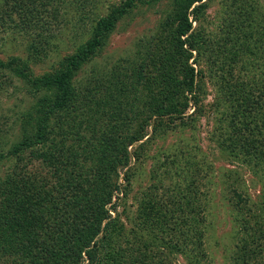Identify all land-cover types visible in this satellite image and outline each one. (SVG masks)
<instances>
[{
	"label": "rangeland",
	"instance_id": "1",
	"mask_svg": "<svg viewBox=\"0 0 264 264\" xmlns=\"http://www.w3.org/2000/svg\"><path fill=\"white\" fill-rule=\"evenodd\" d=\"M4 1L0 0V61L6 65L0 67V180L17 164L16 157L12 155L15 146L25 138L26 143L35 140L31 131L38 127L37 118L44 117L46 131L51 132L50 136L55 141L59 139L57 130L52 132L50 128L60 113L46 118L48 113L44 110V103L52 100L54 91L31 84L25 74L42 77L63 69L66 64H61L66 56L77 52L94 36L98 20L107 17L115 6L122 5L125 0H37L40 14L34 11L30 18L21 10L29 8L27 0H10L9 4ZM240 2L251 15L244 23V31H249L256 23L251 21H264V0ZM187 4L194 32L203 31L215 46L222 44L232 23L242 22L239 17L244 15L242 12L234 17L223 30L228 14L232 15L239 7L235 0H200L195 3L193 0L135 1L132 11L122 14L112 30L105 34L106 43L102 50L78 69L73 79L83 80L92 74V70H111L119 59L128 61L140 48L144 52L157 53L147 48L149 40L164 28H176L173 34L169 32L175 35L182 23L178 17L179 9L187 7ZM47 19L50 22L43 27ZM164 54L173 57L168 48ZM256 56L245 53L243 59L239 57L237 66H232L233 75L226 71L231 67L230 62L225 64L226 68H215L217 74L212 75V70L205 65L200 66L208 54L198 57V52L194 51L190 63L201 70L203 79L199 78L201 83H197L199 94L196 103L190 99L191 106L184 114V120L178 116L148 112L137 117L144 124L142 131L145 135L143 140L129 148L135 155L130 160V168H120L113 176L112 181L117 188L105 206L110 215L103 221V226L110 219L118 222L117 216L120 220L118 224L104 229L105 244L99 255L92 259L84 252L81 264H130L125 254L115 257L114 250L133 241L127 230L136 225L134 218L142 212L144 204L140 202L146 192H149L148 196L160 195L164 198L176 193L195 196V200L204 206L201 219L195 222L198 232L202 233L203 248L199 250L194 246V251L184 249L165 256L168 264H244L241 254L245 249L252 248L257 253L247 264H264V237L260 246L243 243L244 239L251 237L244 223L248 220L251 225L254 224V219L250 218L253 213L264 225V124L258 127L254 121L264 120V110L251 109V90L248 89L252 88L256 94L264 92V54ZM193 57H198L197 64H194ZM7 63L13 65L7 66ZM21 71L25 72L24 76L19 74ZM222 76L232 82L231 92H235L234 97L231 92L227 95L231 107H235L238 113L239 132L236 137L233 136L234 144H237L232 146L234 149L227 147V142L219 138L222 135L219 133L226 129V120L222 115L227 108L223 104ZM184 87L187 92L190 84ZM144 91L147 92L146 89ZM41 106L43 109L40 111ZM251 128L255 129L252 135ZM43 147L44 144L40 143L32 148ZM29 153L30 149L19 153L21 161L23 158L22 165L28 163L29 170L43 169L44 165L39 161L29 160ZM155 172L157 178H153ZM62 173L69 174L68 170ZM240 208L243 212L239 216ZM53 249L54 252L60 250ZM0 264L9 263L0 261Z\"/></svg>",
	"mask_w": 264,
	"mask_h": 264
},
{
	"label": "trees",
	"instance_id": "2",
	"mask_svg": "<svg viewBox=\"0 0 264 264\" xmlns=\"http://www.w3.org/2000/svg\"><path fill=\"white\" fill-rule=\"evenodd\" d=\"M135 1L142 0H125L122 5L115 6L107 17L99 19L94 36L77 52L66 56L61 64H66L63 69L42 77H31L22 71L19 73L28 76L26 78L31 84L54 91L52 100L44 103V110L48 113L46 118L60 113L50 128L52 132L57 130L59 139L55 141L50 136L51 132L45 129V118L39 117L36 119L38 127L31 131L35 140L26 143L25 138L12 151L17 164L0 180V261L9 264H81L84 252L94 259L104 247V229L118 224L120 220L117 216L118 222L110 219L103 226V221L110 215L105 206L117 188L112 179L120 168H130V160L135 155L129 148L143 140L145 135L142 131L144 124L137 117L148 112L178 116L184 120L183 116L191 106L190 99L196 103L199 94L197 83L200 84V79H203L201 70L190 63L194 51L198 52V57L208 54L200 66L205 65L212 70V75L217 74L215 68H226L227 62L233 65L228 63L231 67L226 71L233 75L232 66H237L241 51L242 55L264 54V21H251L256 23L249 31H244V23L251 15L240 0H235L239 7L232 15L228 14L223 30L243 12L244 15L239 17L242 22L232 23L224 41L217 46L203 31L194 32L187 4V7L179 9L178 17L182 23L175 35L172 34L176 28H164L149 40L147 48L157 53L144 52L140 48L128 61L119 59L111 70H92V74L83 80L75 81L74 73L102 50L106 43L105 34L112 30L122 14L132 11ZM199 1L193 0V3ZM4 3L9 4L10 0ZM27 4L29 8L21 10L29 18L34 11L40 14L37 0H27ZM48 22L50 20L47 19L43 27ZM170 31L172 34H169ZM167 48L173 57L164 54ZM242 55L241 59L244 58ZM198 57H193L194 64L198 63ZM12 65L7 63V66ZM5 66V62L0 61V67ZM223 82V104L227 108L222 115L226 120V129L219 133L222 134L219 138L227 142V147L234 149L232 146L237 144H234L233 136L236 137L239 132L238 113L227 99L232 82L226 77H223ZM187 83L190 88L185 92L184 85ZM248 89L251 90V109L264 110V92L256 94L252 88ZM234 93L231 92L232 96ZM42 109L43 106L39 110ZM254 121L258 127L264 124V120ZM251 130L252 135L255 129ZM40 143L44 144L43 148H32ZM28 149L29 160L39 161L44 165L43 169L29 170L28 163L22 165L23 158L21 161L19 153ZM135 151L139 153L137 149ZM44 169L47 170L40 172ZM64 170H68L69 174L63 175ZM157 175L155 172L153 178ZM148 194L146 192L140 202L144 207L134 218L136 225L127 230L133 241L114 250L115 257L125 254L130 264H166L165 256L184 249L194 251V246L201 250L202 233L198 232L195 223L204 213V206L199 204V200H195V196L186 197L177 193L166 198ZM242 212L240 208L238 215ZM250 218L254 219V224L246 220L244 228L251 237L244 239L243 243L260 246L264 225L258 222L256 213ZM53 248L60 250L54 252ZM255 253L254 248L245 249L241 254L244 264Z\"/></svg>",
	"mask_w": 264,
	"mask_h": 264
}]
</instances>
